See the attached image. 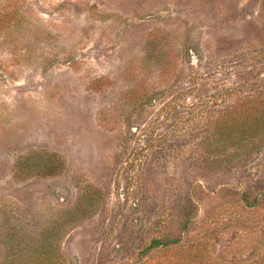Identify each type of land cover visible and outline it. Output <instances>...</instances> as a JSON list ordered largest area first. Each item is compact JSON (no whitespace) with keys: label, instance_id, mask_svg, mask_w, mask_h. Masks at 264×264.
I'll use <instances>...</instances> for the list:
<instances>
[{"label":"rangeland","instance_id":"1","mask_svg":"<svg viewBox=\"0 0 264 264\" xmlns=\"http://www.w3.org/2000/svg\"><path fill=\"white\" fill-rule=\"evenodd\" d=\"M260 95L264 0H0V264L263 253L264 136L207 129Z\"/></svg>","mask_w":264,"mask_h":264},{"label":"trees","instance_id":"2","mask_svg":"<svg viewBox=\"0 0 264 264\" xmlns=\"http://www.w3.org/2000/svg\"><path fill=\"white\" fill-rule=\"evenodd\" d=\"M225 142H218L220 148L225 150L243 151L249 146V142L255 141L257 137L264 136V96H247L230 105L225 112L218 115L213 125H208L207 129H211ZM206 129V130H207ZM242 200L249 203V196L241 193ZM258 202L257 196H253L250 205ZM161 240L153 239L150 246L160 245ZM170 242H165L169 244ZM213 264H264V252L256 256L249 255L246 258L233 261H216Z\"/></svg>","mask_w":264,"mask_h":264}]
</instances>
